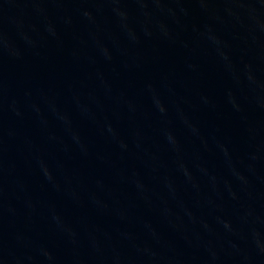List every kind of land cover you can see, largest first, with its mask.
I'll use <instances>...</instances> for the list:
<instances>
[{
    "label": "water",
    "instance_id": "1",
    "mask_svg": "<svg viewBox=\"0 0 264 264\" xmlns=\"http://www.w3.org/2000/svg\"><path fill=\"white\" fill-rule=\"evenodd\" d=\"M0 264H264V0H0Z\"/></svg>",
    "mask_w": 264,
    "mask_h": 264
}]
</instances>
